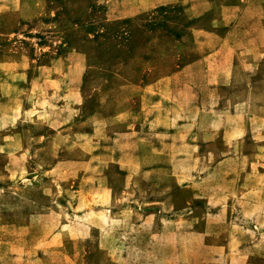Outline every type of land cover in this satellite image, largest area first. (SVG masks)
Instances as JSON below:
<instances>
[{"label": "rangeland", "instance_id": "374dc122", "mask_svg": "<svg viewBox=\"0 0 264 264\" xmlns=\"http://www.w3.org/2000/svg\"><path fill=\"white\" fill-rule=\"evenodd\" d=\"M248 1L0 0V264H264Z\"/></svg>", "mask_w": 264, "mask_h": 264}, {"label": "crops", "instance_id": "0c3cea01", "mask_svg": "<svg viewBox=\"0 0 264 264\" xmlns=\"http://www.w3.org/2000/svg\"><path fill=\"white\" fill-rule=\"evenodd\" d=\"M259 4L260 3H256V1H254V0H249L248 1V10H250V9L254 10L255 8H257V6L259 7ZM261 5L262 6H260L259 9H261L263 11V13H264V1H263V4H261ZM258 23H260V22H258ZM259 25L260 26L262 25V28L260 29V31H258V35L256 36V38H254L248 44V47L251 50L257 51V49H258L259 50L258 53H253V51H252L247 57L241 58V56H239V54H238V53H240V46H239L238 43L236 44L234 42H231V45L229 46L227 37H225V36L219 37V41L218 42L220 43L221 49L224 48V47L230 49V52L232 54L231 55V61H230L231 62V67H230V69H228L226 71H222V69H219L218 71L215 69L213 72L210 71V70L204 71L203 72V77L204 78H209V79L210 78H215L220 83H224L225 79H227L231 83V82H233V79L238 78V77L241 76V72L239 71V68H238L240 65H241V67L245 68L244 70L247 72V75H248V73L250 74V70L252 68H256L257 69L260 65L264 64V16H263V21L261 22V24H258V26ZM258 40H259V42H258ZM259 45H260V48L256 47V46H259ZM212 56L213 55H210L208 57L207 56L203 57L202 60L203 61L210 60V59L213 58ZM252 72H253V70H252ZM244 75H245V73H244ZM227 83H229V82H227ZM182 89L183 90H187V91L189 90L185 86ZM254 102H255V100L251 101V99H250V100H248L246 102H243L242 104L245 105V106H248L249 108H255L256 104ZM242 104H240L241 106L237 105L236 108L237 109H239V108H248V107H242ZM187 108L189 109V107H187ZM173 117H175V116L173 115ZM167 120H170V132L169 131L166 132V142H164V146L167 149H170V147L175 146V142L178 143V139L184 140L180 144L186 146L187 144H186L184 138H186L187 135L184 134V133L191 126H195V125L199 124L195 120L192 121L190 118L179 119L181 121L178 120V121H176V124H175L174 123V119L169 118V115H167ZM257 125L258 126L260 125L262 127L264 126V116H259L258 117ZM175 126L178 127L177 131L174 129ZM242 128H244V134H248V132H250V130L254 131V126H252V125H246V126H243ZM263 133L264 132H261L259 135L263 136L264 135ZM224 161H226V159L223 160L222 162H224Z\"/></svg>", "mask_w": 264, "mask_h": 264}]
</instances>
